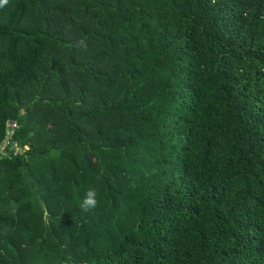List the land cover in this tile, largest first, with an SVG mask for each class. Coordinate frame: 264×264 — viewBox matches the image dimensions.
<instances>
[{"label": "trees", "instance_id": "trees-1", "mask_svg": "<svg viewBox=\"0 0 264 264\" xmlns=\"http://www.w3.org/2000/svg\"><path fill=\"white\" fill-rule=\"evenodd\" d=\"M0 264H264V0L0 6Z\"/></svg>", "mask_w": 264, "mask_h": 264}, {"label": "clouds", "instance_id": "clouds-1", "mask_svg": "<svg viewBox=\"0 0 264 264\" xmlns=\"http://www.w3.org/2000/svg\"><path fill=\"white\" fill-rule=\"evenodd\" d=\"M8 2V0H0V6H4L6 5ZM78 44L81 46H84V41H78ZM96 191L94 189H90L82 204H81V208L83 211L87 212L89 209H94L97 206V199H96Z\"/></svg>", "mask_w": 264, "mask_h": 264}, {"label": "built area", "instance_id": "built-area-1", "mask_svg": "<svg viewBox=\"0 0 264 264\" xmlns=\"http://www.w3.org/2000/svg\"><path fill=\"white\" fill-rule=\"evenodd\" d=\"M9 125L15 126V123H11V124L9 123Z\"/></svg>", "mask_w": 264, "mask_h": 264}]
</instances>
